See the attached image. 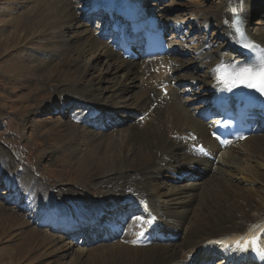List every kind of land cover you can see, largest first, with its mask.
<instances>
[{
    "label": "bare ground",
    "instance_id": "bare-ground-1",
    "mask_svg": "<svg viewBox=\"0 0 264 264\" xmlns=\"http://www.w3.org/2000/svg\"><path fill=\"white\" fill-rule=\"evenodd\" d=\"M66 2L36 0L27 13L23 11L27 27L33 22L31 30L49 27L56 29L54 38L64 35L76 26L72 21L78 18L72 7L66 10ZM86 2L80 19L89 22L85 14L95 5L111 16L97 35L108 34L113 25L121 28L123 11L136 4L132 0ZM261 3L264 0H216L212 11L202 12L196 20L205 28L214 27L213 40L220 42L216 45L202 36L204 42L201 39L193 47L183 43L180 26L170 24L166 19L169 16L158 12L156 4L138 0L150 21L165 33L177 35L178 41L171 34L168 37L170 53L162 58L123 59L114 34L107 49H99L101 44L94 36L83 45L72 44L68 36L54 48L47 63L54 64L56 71L45 77L55 95L50 102L41 104V115L68 114L70 123L79 126L76 134L80 133L79 139L86 145L79 153L76 147L75 153L78 157L87 156L88 161L82 163L84 171L93 173L78 188H74L77 184L52 188L23 176H17L20 180L15 182L12 172L0 164L2 183L15 192L14 201L28 212L24 216L27 223L58 231L44 234L41 249L52 250L59 245L46 258L65 253L72 255L73 264H84L88 251L83 247L96 245L94 252L101 264H252L254 254L264 249V172L257 165H245L241 173L245 179L240 181L238 175L242 156L252 157L253 143L264 140V129L260 127L263 121L259 122V134L251 133L228 144L213 163L193 147L202 145L212 156L217 153L208 137L212 126L198 115L211 112L213 102L227 92L224 84L218 82L216 70L245 61L246 49L237 39L235 16L239 17L248 42L264 55V27H252L257 25L252 19L259 15ZM16 17L11 18L14 24ZM64 20L70 24L64 25ZM20 27L10 34L17 36ZM191 47L193 51L189 50ZM189 51L193 65L189 63L190 68L186 69L177 54ZM87 53L90 57L83 61ZM96 71L99 74L94 75ZM197 71L206 73L194 81H201L203 87L198 92L192 87L191 98L184 101L179 94L186 93L188 89L183 87ZM104 83L107 86L102 87ZM126 96L130 98L127 100ZM196 103L200 104L191 108ZM254 105L264 106V96L257 97ZM114 118L121 122L108 127L106 122ZM111 130L119 131L117 140L103 133ZM95 131L103 134H94ZM119 146L122 152L116 155ZM183 182L190 184L181 187ZM87 186L89 190H85ZM135 217H154V222L140 227ZM78 229L83 232L76 234ZM256 235L260 238L258 247L246 245ZM76 236L80 240H75ZM215 239V247L210 248ZM10 250H0V260L13 264ZM255 259L264 260V252Z\"/></svg>",
    "mask_w": 264,
    "mask_h": 264
},
{
    "label": "rangeland",
    "instance_id": "rangeland-1",
    "mask_svg": "<svg viewBox=\"0 0 264 264\" xmlns=\"http://www.w3.org/2000/svg\"><path fill=\"white\" fill-rule=\"evenodd\" d=\"M35 1H0V164L1 166L3 165V169L4 167L7 169V172H12L15 182L20 180L17 176H23L27 179L34 178L39 183L41 182L40 184L52 188L53 186L66 187L67 185V187H72L75 184L77 186L75 185L74 188H78L80 182L87 181L90 174L93 173L92 171H84L82 163L88 161L87 156L81 154L78 157L75 153L76 147L79 153L85 150L86 145L81 141L82 139H79L82 138L79 135L80 133L78 135L76 134L79 126L74 122L70 123L71 119L68 117V114L65 115L66 117L54 113L41 115V104L43 106V104L50 102L55 95L52 89L49 88L50 80L47 77L50 73V75H53L56 69L54 64L48 65L47 61L53 57L54 48L63 44L62 42L66 41L68 36L72 44L81 45L89 37L94 36L99 39V43L101 44V48L99 49L110 48L111 40H108L107 37V39H104L97 35L100 29L103 28L102 26L105 24L104 18L106 17L102 10V13L99 15L86 17L89 18V22L82 18L80 19L79 16L83 15V9L85 4H87L86 0H67L66 4L68 5V9L66 10L69 11L72 7L78 15L77 20L72 21V25H78L79 27L76 28L75 26L73 29L67 30L64 35L62 34L63 36L61 35L56 39L54 38L55 28L43 27L38 30H31L30 25L32 27L33 22L31 24L29 23V28L27 27V17H25L26 15L23 11L27 13L35 5ZM145 2L156 4L158 12L169 16L166 19L170 24L180 26L179 36L182 37L183 43L186 42L188 46H197L201 39L204 42L203 38H206L205 40L208 42L209 40L212 43L215 42L213 40L215 38L214 35H216L215 28L212 26L205 28L203 23H200L201 21H197L196 19L199 18L202 12L209 13L212 11L216 5V0H159V2L157 0H146ZM167 9H169L168 12L164 11ZM9 10L10 12L14 10V15ZM258 13L259 15L252 19L257 25L252 27L263 28L264 3L259 4ZM12 16H17L16 19L18 20H16V24L12 22ZM68 21L64 20L62 23L64 25L66 23L70 24ZM18 27H20L19 32L21 33L18 32L17 36L10 34ZM35 31L39 32L36 33ZM167 34L170 36L171 32H167ZM171 35L175 36L177 40L176 33H172ZM202 36L204 37L202 38ZM217 42L219 43L220 41L216 40L214 44L217 45ZM189 50L193 51L194 48L191 47ZM42 51L45 52L42 53ZM190 51L184 54L180 53V55L177 54L178 60L181 58L184 60L183 65L186 66V69L190 68L187 66L189 63L193 65V54ZM89 57L90 54L87 53L82 60L84 61ZM99 69L104 68L99 67ZM97 73L99 74V71H96L94 75H97ZM203 74L206 73L201 71L195 72L193 74L194 79L190 80L183 87L189 90V93L187 90L183 95L179 94L184 101L191 98L192 94L190 89L192 87V91L196 92L203 87L200 83L201 81L194 82L196 78L201 77ZM64 78H67V76ZM106 78L110 79V77ZM87 79L89 80L90 77L87 76ZM105 86H107V83L102 85V87ZM107 97V94H105V98ZM128 98L130 97L126 96L127 100ZM198 104L200 103H196L193 107L189 106V108H196ZM112 121H107L106 125L110 127L114 122H121L116 120V118ZM93 133L97 135L108 133L113 140H117L120 134L117 130L105 131L103 133L95 131ZM70 134L71 137L68 138L67 136ZM87 135L89 136L90 133ZM259 141L253 143L252 149L255 150L253 151L252 157H250L251 154L250 156L243 155L240 159L242 161L239 171L240 174L238 175L240 181L245 179V175L241 174L245 171L242 169L245 165H257L258 169L264 172V140ZM254 146L257 147L254 148ZM120 147L118 148L119 150L116 149L119 151L118 153L115 151L116 155H121L120 152L122 151H120ZM189 184L190 182H183L181 187L182 185ZM255 187L256 189L259 188L258 186ZM89 189L90 187L87 186L85 190ZM14 195L15 192L6 188L0 178V250L11 249L9 252L13 253V264H53V261L54 264H73L72 255L65 253H57L54 257L50 258L45 257L59 245L52 250L41 249L40 246L44 241V234L46 231H49L51 234H56L58 231L49 230L48 227H41L34 223H27V218L24 217L27 211L19 207V202L14 201ZM258 196L262 198L263 195L259 194ZM80 231L83 232L82 229ZM75 232L76 234L78 233L77 230ZM58 235H61V233ZM75 240H80V236H76ZM68 241L66 239L65 242ZM95 246L83 247L87 248L88 251L84 264H101L98 263L94 252V249L97 248ZM8 262L9 260H0V264H8Z\"/></svg>",
    "mask_w": 264,
    "mask_h": 264
},
{
    "label": "snow or ice",
    "instance_id": "snow-or-ice-1",
    "mask_svg": "<svg viewBox=\"0 0 264 264\" xmlns=\"http://www.w3.org/2000/svg\"><path fill=\"white\" fill-rule=\"evenodd\" d=\"M242 47L249 48L250 45L242 44ZM216 71L218 73V82L223 83L228 91H231L235 86L243 85L264 95V58L258 63L252 62L240 66L233 65L231 67L221 66ZM135 220L140 221L139 226L143 227L145 224L151 225L154 222V217L148 219L135 217ZM237 243L239 244V242ZM249 244H258V238L254 237L250 241H247L246 245Z\"/></svg>",
    "mask_w": 264,
    "mask_h": 264
}]
</instances>
